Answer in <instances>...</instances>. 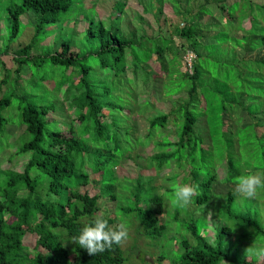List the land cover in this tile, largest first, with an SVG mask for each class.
<instances>
[{
  "label": "trees",
  "instance_id": "16d2710c",
  "mask_svg": "<svg viewBox=\"0 0 264 264\" xmlns=\"http://www.w3.org/2000/svg\"><path fill=\"white\" fill-rule=\"evenodd\" d=\"M180 1L138 0V5L141 7L139 19H143L144 14H153L157 20L158 14L163 12L164 2L170 3L169 6L175 17L164 16L169 38H165L162 34L152 38L140 29L136 31V33L140 32L139 38L134 42L131 38L134 37V33L130 36L129 33L123 34L121 23L127 18L125 0L114 1L111 15L107 14L110 17L108 22L96 12L93 16L83 15L86 23L84 38L89 43H93L92 50L88 53L97 56V62L101 67H110L106 72L119 75L120 78L122 73L128 70V66H133L134 78L142 75L138 71L140 63L145 65L144 69L150 75L153 71L149 69L148 60L151 58L159 62L160 70L168 72L167 50L171 55H175L183 48L182 44L177 47L174 38L186 40L188 48L195 53L192 72H181L183 78L190 80L189 86L185 88L186 104L178 98L180 103L177 105V110L182 111V123L178 126L174 123L176 120L174 119L172 124L181 133L173 135L175 140L165 142L168 146L174 145V149L169 150L168 147H164L161 151L148 156L150 161L147 167H156L155 171L169 170L165 174V187L154 184V176L138 175L132 178L117 174L116 166L123 159L132 158L128 142L132 138L128 137L130 129L124 127L123 134L118 132L116 125L121 123V118L117 119V116L120 115L112 114V120H104V110L109 109L114 112L116 109L126 108L123 115L127 118L125 114L133 113L132 108L127 109L129 105L125 102L117 103L118 94L110 97L117 88L109 87L103 91L93 89L94 84L102 83L91 79L94 71L92 72L91 67L81 60L78 52L70 50L71 44L68 40L62 41L60 51L32 53L33 48L49 35L48 27L71 10V0H20L18 4L7 8L5 21L9 37L17 34L21 26L20 17L24 13L32 11L35 16L34 22L29 23L34 25V32L29 42L12 52L16 62L14 74L19 79V74L25 66L23 64L26 63L23 56L28 57L36 67L42 64L63 67L65 75L54 82L53 88L57 89L66 106L71 108V115L69 120L48 117L50 112L55 111L53 105L27 102L19 107V124L24 125L25 128V133L20 138L23 139L26 134H30L31 137L18 143L12 152L6 151L8 153L4 155L2 162L10 163L12 158L13 160L18 158L17 160L5 166L0 163V264H127L125 261L128 257L125 256L121 245H113L111 249L91 256L85 249L72 242L73 237L78 236L81 228L94 216L101 214L98 212L99 201L105 192L109 193L115 202L114 214L117 218L116 212L120 210L126 216L123 221L127 224L130 218L138 221L139 234H143L148 239L152 238L153 241L156 237L159 238L167 227V223L164 222L167 218V209L164 207L170 203L172 194L169 174L174 171V167L181 168V163L185 164V168L175 175V179L187 169V173L181 175L182 181L187 180L185 183H188L190 180L191 184L194 182L199 185L200 194L193 198L191 204L193 205L191 208L196 207L193 214L204 213V217L195 218L192 214L193 217L188 218L186 228L195 243L189 238L182 239L180 245L176 247L182 252L176 259H171L170 264H218L223 259L227 260L228 264H264L261 258L247 259L240 252V248L234 247L236 245H233V251L231 241L224 238L231 235V230L224 224H220L211 240L205 235V228L201 230L202 226L207 225L204 220L205 213L212 210L217 218L224 216L238 220L239 225L244 227L242 228L245 230L244 237L248 241H254L253 238L260 241L264 239V228L259 215L254 214L253 211L248 214L232 213L229 205L236 198L232 191H228V196L223 199L220 214L217 215L216 211L208 209L211 207L208 203L214 197L211 195V188L218 174L214 170L217 165L222 166L224 181L234 183L238 176L252 171L254 164L257 166L264 164V133L258 132V128L264 126V52L261 49L264 48V3L235 0L227 5L226 0H185L186 4L182 9L183 6H178ZM154 3L157 9H154ZM213 3L219 11L225 12V24L202 21L205 15L212 14L210 5ZM192 7H196V10H192ZM235 10H238L239 15ZM246 20L250 23L249 27L244 25ZM238 21L241 23L238 24ZM228 26H232L235 31L231 41L227 42L234 46L232 49H228L226 44H223L224 39H220L223 30ZM206 37H210L211 40L204 42L202 39ZM126 48L132 51L127 54ZM185 50L184 47L181 56ZM229 52L234 54L231 60L227 57ZM212 57L213 61L217 62L213 65L227 69L217 70L219 74L216 77L207 69V66H210L207 59ZM0 62L1 90L7 85V78L11 76V72L3 61ZM128 62H131V65ZM237 65H240L241 69H237ZM68 68L71 70L67 73ZM55 73L54 70L53 74ZM231 73L233 77L229 75ZM235 73L241 77V81L234 76ZM208 78L211 80L207 81ZM143 81L146 83L147 80L143 79ZM174 93L170 92L168 95ZM126 96L125 94L124 97ZM10 97V95L0 96L1 133L6 131L8 124V119L2 111L10 105ZM201 100H204L205 112L209 106L216 114L223 113L224 116L228 110H235L238 106L250 115L249 124H253L254 130L252 137L249 138L253 149L248 150L250 151L248 156L245 155L247 149L242 150L244 147L242 143L247 140V136L242 130L241 133L236 130L240 121L238 115L235 118L231 117L235 122L233 129H224L223 119L222 130L216 136L211 135L209 131L215 128V119H209V116L205 115L208 141L200 132H194L198 116L189 108L198 105L192 104L193 101L199 103ZM173 114L157 115L149 124L150 127L156 125L163 127ZM49 120H52L51 123H48ZM236 138L242 141L238 145ZM205 142H208V145ZM172 163L175 166L170 171ZM34 167L40 170L39 174L44 181L30 173ZM209 167L213 168V173L203 171ZM258 171L261 172V170L255 172ZM92 173L100 174L99 189L90 194L86 190L81 191V187L91 181ZM191 208L189 207V210ZM184 210L189 211L188 208ZM172 212L173 218L177 219L180 209L174 207ZM161 214L165 215L162 220L159 218ZM103 215L110 226L116 225L114 218L107 214ZM250 226L252 231L249 230ZM27 235L36 236L32 249L25 242ZM151 242L149 244L156 248ZM38 248L40 251L37 250ZM157 253V261L162 264L163 259L167 258V253L162 250H158ZM141 260L145 261L143 258Z\"/></svg>",
  "mask_w": 264,
  "mask_h": 264
},
{
  "label": "rangeland",
  "instance_id": "374dc122",
  "mask_svg": "<svg viewBox=\"0 0 264 264\" xmlns=\"http://www.w3.org/2000/svg\"><path fill=\"white\" fill-rule=\"evenodd\" d=\"M114 1L115 0H71V10L66 16H60L58 22L48 27V29L50 30L48 31L49 35L44 38L37 46H35V48H33L32 53L43 54L45 52H53L54 50L60 51V49L62 48V41L68 40L71 44L70 50L73 52H78L81 60L91 67L92 72L94 71V74H91V79L97 80L98 82L102 83L94 84L92 87L93 89H95L96 91H103L105 90V88L109 87L117 88L112 92L110 97L113 94H118L117 103L124 104L125 102L127 105H129L127 109H133V113H131L130 115L125 114L128 116V118L123 115L126 111L124 109L126 108H124L123 110L116 109V111L114 112L109 109L104 110V120L110 121L112 120V114H119L120 116H117V119L118 117H120L121 123L116 125L118 127V132L120 134H123L125 128L127 130L130 129L128 137L132 138L131 140H128L130 149L132 151L130 152L132 158H125L116 166L115 169L117 171V174L130 176L132 178L138 175L154 176V184L165 187V174L169 170L161 169L159 171H155L156 167H147L150 161L148 156L161 151V148L164 147H168L169 150H173L174 145L168 146V144L165 142L175 140L173 138V135H175L176 133H181L180 130L178 131V128L176 130V127L172 124L174 119H176V122L174 121L176 125L179 126L182 123V111L179 112L177 110V105H179L180 99H182L183 102L185 101V104L187 101V91L185 90V88L189 86L190 80L182 77L181 72L186 70L181 53L184 47L188 48L189 46L186 40L174 38L177 47L182 44L183 48L181 50L179 49V53L175 55H171L167 50L169 63L168 72L160 70L159 62L154 58L148 60V63L150 65L149 69L153 71L150 75L147 74L146 70L144 69L145 65L142 63H140V68L138 69V71H140L139 74L142 75H138L136 78L133 77V66H128V70L122 73L121 78L119 75L116 76L114 74L106 72L110 69V67H101L100 63L97 62V56L88 53L92 50L93 43H89L84 38L83 34L85 31L86 23L83 15L88 17L93 16V14L96 15V13H98L103 20L108 22L110 17L107 14L109 13L111 15V6L114 4ZM125 1L127 2V6L125 7L127 18H125L121 23L123 34L128 35L129 33L130 36L131 33H134V37H131L134 42L139 38L140 32L136 33V31L140 29H143L144 32L152 38L157 37L159 34H162L165 38H169L170 35L167 28V22H165L164 20V16L167 15L175 17L173 10L169 6L170 3L164 2L165 4L163 5V12L161 14H158L157 22L156 17L153 14H144L142 15L143 19L138 18L139 11L141 9V7L138 5V0ZM233 1L235 0H226L225 3L229 5ZM19 2L20 0H0V61H3L5 67L7 66V68H9L11 72V76L7 78V85L0 90V96H11L10 105L4 108L2 111V114L8 119V124L6 125V131L3 132L4 136H2L3 133L0 132V163L3 161L4 155L8 153L6 151L12 152L13 150H15V147L18 143H21L31 137L30 134H26L23 139L20 138L25 133L24 125L19 124V107L21 105H24L27 102L53 105L55 111L50 112L48 114V117L57 120H69V117L71 115V108L66 106V103L61 100L57 89L53 88L54 82L58 81V79H61L62 75H65L63 67H52L50 64H42L36 67L28 57L23 56V58L26 60V63L23 64V66H25L24 69L22 68V72L19 74V79H17L16 74H14L13 70L16 68V62L13 59L12 52H14L20 46H23L24 44L29 42L34 32V25H30L29 23L34 22L35 19L32 11H27L26 13H24L20 17L21 26L17 34L9 37V31L7 28V23L5 21V17L7 14L6 10L11 5L18 4ZM198 2L199 1H197V4ZM251 2L261 4L264 3V0H251ZM185 4L186 1L181 0L178 6H183L181 8L184 9ZM195 4L196 3L194 2L193 5ZM153 6L154 9H157V5L155 3ZM210 9L212 10V14L205 15L202 21L208 23L214 22L217 24V22H219L220 24H225V12L219 11V9L215 6V3L210 5ZM192 10H196V7H192ZM235 11L239 15L238 10ZM240 23L241 22L238 21V24ZM244 25L246 27H249V21L246 20L244 22ZM234 34L235 31L233 30V27L228 26L223 30V33L220 36L221 40L224 39L222 40V42L223 44H226V47L228 49H232L234 47L232 44L227 43L228 41H231V37H233ZM202 40L206 42L210 41L211 38L206 37ZM172 45L173 44H170V46ZM261 49H263L262 51L264 52V48ZM6 50L8 51L6 52ZM130 51H132L130 48H126L127 54L130 53ZM139 52L142 54L141 50H139ZM233 55V53L229 52L227 54L228 59H233ZM219 59L221 60L220 62L223 63V60L221 58ZM207 62L210 63V66H207V69L212 73V76L214 77L219 74V72L217 73V70L220 71L221 69H226L223 66H221L220 68V66H217L216 64L213 65V63H217L213 61V57L207 59ZM128 64L131 65V62H128ZM237 69H241V66L237 65ZM54 70L56 72L55 74H53ZM70 70L71 68H68L67 73L70 72ZM204 70L206 69L204 68ZM1 72L2 67L0 62V73ZM229 75H232V73ZM234 76L239 81L242 80L238 74L235 73ZM41 77H44L43 80L40 79ZM125 77H128L130 79L126 80ZM143 79L147 80L146 83H144ZM208 80H211V78H208L207 81ZM132 90L135 92V94L132 92ZM179 90L181 91L179 92ZM170 92L175 93L170 96L168 95V93ZM125 94L127 95L126 97H124ZM244 100H246L245 97ZM203 101L201 100L199 103L193 101L192 104L198 105H193L191 108H189L193 111L194 114H196V116H198V121L195 124L194 132H200L201 136L208 141V130L206 129L204 121L205 115H208L209 119H215L216 121L215 128L209 129V131H211V135L213 136H216V134L219 133L220 130H222L223 119L225 124L223 127L224 129L235 128V122L231 117L235 118L238 115L240 117V127L237 126L236 130L238 129L240 133L242 130L244 135L247 136V140L242 143L244 145L242 150L245 151V149H247L245 151V155L248 156L250 152L248 150L253 149L252 144L249 143V138L252 137V132L254 130L253 124H249L251 121L250 115H248L246 111L240 109L238 106L235 110H228L226 113H224V116L223 113L216 114L215 110L209 106L207 107L205 112ZM164 113L174 114L173 116L169 117L168 121L163 127H161L160 125L150 127L149 124H151L152 119L157 115H162ZM51 121L52 120H49L48 123H51ZM137 132L139 133V135H137ZM258 132L264 133V126L259 127ZM123 137L126 136L123 135ZM236 140H238V138H236ZM149 141L152 142L147 144V142ZM241 142L242 141L240 140L236 141V145ZM160 143L165 144L162 145ZM205 143L206 145H208V142ZM145 144L147 145L144 146ZM137 152L139 153V155H135ZM26 155L28 156V154ZM17 159L18 158H15L13 160L12 158L10 163H13ZM10 163L4 161L1 165L5 166ZM174 166L175 164L172 163L170 171ZM184 168L185 164L183 165L181 163V168L179 167L178 169H175L174 167V171L169 174V178L171 180L170 183L169 181L168 183L172 191L173 186L176 183H185L187 181H182L183 177L181 176L187 173V169L185 171L183 170L181 174L178 175L175 179V175L179 174V171ZM214 170L218 172V174L213 181L211 188V195L214 197L212 200H210L208 206H211L213 211L217 212V215L220 214L224 203L223 199H226V196H228V191H232L234 193V196H236L234 202L229 205L232 213L241 212L244 214H248L249 212L253 211L255 212L254 214L261 216V225L264 228V190H260L257 197L254 199H244L235 192V183H227L224 181L221 165H217ZM214 170L212 167H209L203 171L213 173ZM256 170L264 171V164L261 166H257L254 164L252 166V172H255ZM39 172L40 170L34 167L31 169L30 173L32 175H36L37 179L44 181V178L39 174ZM99 178V173H92L90 175L91 181L86 186L81 187V191L86 190L90 194L95 193L99 189ZM178 180H181V182H179ZM188 183H190V180L188 181ZM193 185L196 184H194L193 182ZM218 200L220 201L218 202ZM191 206L193 205H190L189 207L191 208ZM99 207L100 210L98 212L101 214L110 215L112 218H114V222L116 224L119 223V220L122 221L126 217L120 212V210L116 212L118 218L116 217V215L114 214V209L116 208L115 202L113 199H111V195H109V193L104 192L102 194L99 201ZM211 207L209 209H211ZM165 208L167 209V218L164 219V222L167 223V227L160 234L159 238L156 237L154 241L152 238H150L153 242H151V240L145 237L143 234H139L140 228L137 220H135L134 218L129 219V223L127 224L129 228L128 239L124 243L120 244L121 248L124 250L125 256L128 257V259L125 261L127 264H159L156 258L158 255V250H162L167 253V258L163 259L162 264H170V260L176 259V257H178L182 252L181 249H176V247L180 245V241L182 239L189 238L192 243H195V240L192 239L191 234L186 228V221L191 216L193 217V215H195V218H203L204 213L193 214L196 207L191 208L187 212L184 209H180L179 217L177 219H174L172 212L174 207L171 205V203L165 205L164 209ZM198 212H202V210H198ZM205 216L206 219L204 220H206L207 225L202 226L201 230L205 228V235L210 240L213 239L214 233L219 229V227L221 226L220 224L222 223L231 230V235L229 237L225 236L224 238L225 240L231 241L233 251L234 247L236 249L240 248V252L247 259L251 260L252 258H261V260H263L264 262V257H258L254 254H250L246 250L256 242H264V239L260 241L253 238L254 241H248L244 237L245 230L242 229L244 227L240 226L238 220L234 218H226L224 216H220V218H217L212 210L206 212ZM164 217V214H161L159 216L160 220H162ZM203 223L204 221H202V224ZM249 230L252 231L251 226L249 227ZM35 239V235H27L25 242L30 249L34 248ZM149 242H151V244L154 243L158 250L153 245H150ZM174 244H177V246ZM233 245L236 246L233 247ZM37 250L40 251L39 248ZM142 258L148 263L142 261ZM218 264H228V261L223 259Z\"/></svg>",
  "mask_w": 264,
  "mask_h": 264
},
{
  "label": "clouds",
  "instance_id": "9594fccd",
  "mask_svg": "<svg viewBox=\"0 0 264 264\" xmlns=\"http://www.w3.org/2000/svg\"><path fill=\"white\" fill-rule=\"evenodd\" d=\"M186 72L188 71L186 70ZM234 183L235 192L239 196L244 199H254L260 190H264V171H249L238 176ZM198 189L199 185L176 183L170 196L171 205L178 209H187L193 203V198L199 196ZM128 236L129 228L126 221L122 220L115 226H110L104 215L98 214L81 228L78 236L73 237L72 242L85 249L89 255L94 256L107 249H111L113 245L124 243L128 239ZM246 250L250 254L264 257V242H256Z\"/></svg>",
  "mask_w": 264,
  "mask_h": 264
},
{
  "label": "built area",
  "instance_id": "2783aa9c",
  "mask_svg": "<svg viewBox=\"0 0 264 264\" xmlns=\"http://www.w3.org/2000/svg\"><path fill=\"white\" fill-rule=\"evenodd\" d=\"M182 57H183V63H184L185 69L189 73H191L193 60L195 58V53L191 49H186L185 52L183 53Z\"/></svg>",
  "mask_w": 264,
  "mask_h": 264
},
{
  "label": "water",
  "instance_id": "95a60500",
  "mask_svg": "<svg viewBox=\"0 0 264 264\" xmlns=\"http://www.w3.org/2000/svg\"><path fill=\"white\" fill-rule=\"evenodd\" d=\"M148 259V258H147Z\"/></svg>",
  "mask_w": 264,
  "mask_h": 264
}]
</instances>
